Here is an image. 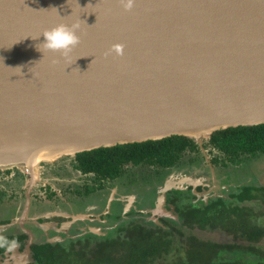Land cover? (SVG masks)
<instances>
[{"label": "water", "instance_id": "1", "mask_svg": "<svg viewBox=\"0 0 264 264\" xmlns=\"http://www.w3.org/2000/svg\"><path fill=\"white\" fill-rule=\"evenodd\" d=\"M77 22L67 57L42 48ZM258 125L264 0H0V169L29 176L22 219L40 160L173 136L204 153L213 133Z\"/></svg>", "mask_w": 264, "mask_h": 264}, {"label": "trees", "instance_id": "2", "mask_svg": "<svg viewBox=\"0 0 264 264\" xmlns=\"http://www.w3.org/2000/svg\"><path fill=\"white\" fill-rule=\"evenodd\" d=\"M203 147L231 162L264 156V125L215 132ZM187 153L200 154L198 144L173 136L100 148L76 154L75 159L81 172L113 180L122 177L128 165L166 171ZM181 200L175 197L173 202ZM182 204H174L176 221L121 224L114 236L35 245L29 264H264V186L237 187L228 201Z\"/></svg>", "mask_w": 264, "mask_h": 264}, {"label": "rangeland", "instance_id": "3", "mask_svg": "<svg viewBox=\"0 0 264 264\" xmlns=\"http://www.w3.org/2000/svg\"><path fill=\"white\" fill-rule=\"evenodd\" d=\"M199 147V146H198ZM200 150V147H199ZM205 152L202 153V156L195 154L187 153L183 156L180 160V165L178 168H175L173 171L166 175L165 177H158V172L148 165H142L138 167H133L131 169L127 168L124 171L123 176L115 185L117 188L122 189V194L127 195L129 198L134 200V207L133 210L130 212L131 214L128 216L121 215L116 217H111L112 219H106L105 223H109L111 220L116 223L115 225L124 224V222L128 221L129 219H138L142 221V223L148 225L151 221L153 222V216H157L156 214L160 215L161 217H170L169 214H166V210L161 207L162 203H165V198L169 193L166 191H171L172 186L175 187H190V186H197L198 184L206 185V191L201 193V195H197L195 202L197 204H204L209 202L210 200H214L217 198H224L225 200L228 199V194L231 192H235V188L239 184L245 185H262L264 186V156L256 157V158H241L238 160V163L233 162H225V160H221L219 164H215L212 161V156L215 154L214 152L210 151L209 148L204 149ZM214 153V154H213ZM205 158H203L204 156ZM211 158V159H210ZM73 159L74 156L64 155L57 157L54 160H40L37 162L38 168V177L35 183V193L36 197L40 199V202L47 200L45 195L49 194L51 191L56 192L59 196L58 198H62L64 202H70L73 206L74 212H76V216L72 218L76 219H85L88 215H96L102 213V211L109 206V203L113 201V195H110L112 188L109 187L104 191H90L87 193L88 188L86 184H83L82 179L84 178L80 173L73 170ZM205 159L211 162L212 170L214 171L215 178L214 180L210 181L208 178L210 176L211 169L206 167L207 162ZM222 159V158H221ZM195 163L194 166L190 165L189 163ZM218 162V160H216ZM253 166H256L253 168ZM242 170L237 171L238 169L242 168ZM11 173L10 176L1 177V174ZM16 174V177H14ZM243 174V175H242ZM25 178V187L28 181V174L26 173L25 169L18 168V167H11L7 169H0V190L6 192L11 191L13 189V185L15 184L14 181L11 179L20 177ZM185 177L187 181L179 180L176 184H170V187L166 185V180L172 179L175 180L176 178ZM225 177L224 180L221 178ZM202 179H206L207 182L204 183ZM217 180V181H216ZM226 180L231 182L234 187L227 191H224L222 186ZM216 181V182H215ZM214 182V183H213ZM5 184H10L12 186L6 187ZM212 184H214L212 186ZM3 185V188L1 187ZM229 185V184H228ZM240 185V186H241ZM51 186V189L48 188ZM25 187H22L19 191L15 188L19 194V213L22 211L23 205V190ZM9 188V189H8ZM220 188L221 191L218 193L212 192L211 189ZM44 189L46 191H44ZM51 190V191H50ZM46 192V193H45ZM112 192H115V188ZM10 192H8L9 194ZM7 195V193H5ZM53 194V193H52ZM194 192H190L188 196L190 199H193ZM221 195V197H219ZM4 200L9 201L8 198H4ZM11 201L13 199H10ZM74 200V201H72ZM38 201V200H37ZM35 201V205L39 206V203ZM228 201V200H227ZM108 203V205H107ZM115 207L117 208V212L120 214L121 209L119 208L118 204L115 203ZM42 205V204H41ZM43 211H46L44 215L48 216L47 219L44 220V224L40 225L42 228H47L48 226L45 223L46 221L51 220L52 216L58 214L59 212L64 211L65 203L57 205L58 209L55 206L51 205L48 206L47 204L42 205ZM121 207V206H120ZM90 208V209H89ZM93 209V210H92ZM165 210V211H164ZM170 212V211H169ZM151 215V217L148 216ZM67 215H70L67 213ZM97 216V215H96ZM94 222V221H93ZM97 227L96 225H94ZM100 226H103V223H100ZM106 226V224H105ZM104 227V226H103ZM54 229V228H53ZM92 229V228H91ZM90 229V231H91ZM99 228H93L92 231H98ZM216 240L222 239L220 236H213ZM48 242H56L58 240L48 238L46 239ZM23 255V254H22ZM19 257V256H18ZM20 260V258H19ZM20 263V262H19ZM15 263V264H19Z\"/></svg>", "mask_w": 264, "mask_h": 264}, {"label": "flooded vegetation", "instance_id": "4", "mask_svg": "<svg viewBox=\"0 0 264 264\" xmlns=\"http://www.w3.org/2000/svg\"><path fill=\"white\" fill-rule=\"evenodd\" d=\"M212 152L214 151L212 150ZM197 155L202 156V153L195 154L196 157H198ZM75 156L73 159L72 168L73 170L80 173L84 177L82 179L83 184H86L87 186H89V187H86L88 188L86 189L87 193H89L90 191H96V192L104 191L107 188L109 189V187L113 185L112 188L110 189L111 191L110 195H113V201L109 203V206L107 208L105 207L102 213L96 214L97 216L88 215L87 217L84 216L85 218L84 220L83 218L74 220L72 217L76 216V212H74L73 206L70 202H64L61 197L58 198L59 195L56 192L51 191V190H50L51 192L48 195L47 194L45 195L47 200L40 202V199L36 197V193H35L36 186L34 184V186L31 188L29 192V208H28L27 216L26 218L22 219V215L25 209V204H26V195H27V188L25 187L26 180L22 176L20 178H17L19 180H17V183H16V178L14 179L12 178L11 181L15 182L13 186L17 188L19 191H21L20 189L22 187H25V189L23 190V195H22L23 205H22V211L20 212V214H18L19 213L18 209H19V204H20V201L18 199L19 194L12 185L5 184L6 187L12 186L13 189L11 191H6V192L0 190V237H3L8 242L3 247H0V264H15V258H18V256L24 254L25 248L29 242L31 243L30 244V249H31L33 246L38 245V244L62 242V241H65L71 238H78L80 236H89L90 238L91 236H94V238H98V237L102 238V237H107L108 235H111V234L114 236L115 233L117 232L116 229L120 227V224L115 225L116 223H114L113 220H111L107 224L104 222L105 218L112 219L111 217H116L117 215L118 216H121V215L128 216L131 214L130 212L133 210V207H134L133 205L134 200L129 198L127 195H123L122 189L117 188V186L115 185V182L121 179V177L115 178L113 180H109V179H103L100 176H96L94 173H83L78 169V164L76 163ZM203 158H205V156ZM216 160H218V162H216ZM221 160H225V162L233 163L229 161L228 159H226V157L221 154L215 153L212 156V161L215 164H219ZM205 162H207L206 167L209 166V168L211 169V171L209 172L210 176L208 178L210 179V181H212L216 178L213 173L214 171L212 170V167L210 165L211 162L208 161L207 159H205ZM236 163H238V161ZM189 164L192 166L195 165V163L193 162ZM179 165L180 163L177 166L171 169H168L166 171L161 170V169L158 170L157 168H153V167L152 168L158 172V177H165L172 171L174 172L175 168H178ZM133 167H136V166H130V165L125 166L124 171L127 170V168L131 169ZM254 167L256 166H253V168ZM242 169L243 167L238 169L237 171H240ZM164 172H166V174L163 175ZM174 173L177 174V172H174ZM10 175L11 173H7L6 175L1 174V177H7ZM14 175H15L14 177H16V174ZM172 178L169 179L168 177V179L166 180V185H168L169 187H170V184H176V182L181 179L184 181H187V178L181 177V176L180 178H176L175 180H173ZM221 179L224 180L225 177H222ZM202 181L204 183L207 182L206 179H202ZM225 182L227 183H224V185L222 186L223 190L225 189L224 191L229 190L230 187L231 188L234 187V185L233 184L231 185V182L229 183L228 180H226ZM213 185L214 184H212V186ZM240 185L241 184H239L237 187H240ZM1 187L3 188V185ZM206 187L207 186L204 184L202 185L198 184L195 187L190 186V187H185V188L184 187L178 188V187L172 186L173 189H171V191H166V193H169V195L166 196L165 203H162L161 205V207L164 206L163 208L166 210V211L164 210L166 214H169V216L170 215L171 216L166 218V217H161L160 215L156 214L157 216H153V221L155 219L159 222H169L170 219L174 220L173 215L176 214L178 216V212L176 211V206L174 204H177V205L179 204L183 206L182 200L183 202H186L192 205L193 204L198 205L195 202L196 197L197 195H201V193L205 192ZM48 188L51 189V186H48ZM114 188H115V192H112ZM44 191L46 190L44 189ZM191 191L194 192L193 199H190L188 197ZM211 191L218 193V191H221V189L212 188ZM8 192L10 193L8 194ZM5 193H7V195ZM232 193L230 192L228 194V197H227L228 199L226 200H229ZM5 196L6 198L9 199V201L4 200ZM175 197L182 198V200L174 203L173 200ZM219 197H221V195ZM10 199H13V200L11 201ZM221 199L225 200L222 197ZM35 201L39 203V206L35 205ZM62 203H65L64 211L59 212L58 214L52 216L51 220L46 221L45 223H47L46 224L48 226L47 228L40 227L41 224L42 225L44 224V220L47 219L46 217H48L44 215L46 211L42 210L43 209L42 205L44 204H47L48 206L53 205L56 208L57 205L59 206V204H62ZM115 203L118 204L119 208H122L120 214L117 212L118 207H115L116 205ZM58 208L59 207H57L56 209ZM67 213H69L70 215H67ZM148 216L151 217L150 214H148ZM174 221H176V219ZM100 223H103L104 227L100 226ZM130 223L132 224L142 223V221H139L135 217V219H129L128 221L124 222L123 226L126 227ZM149 224L151 223L149 222L148 225ZM94 225H96L97 227H95ZM91 228L92 229L99 228V230L95 232V231H92ZM48 238L55 239L58 241L48 242L46 240ZM12 241L16 242V247L12 251H9L8 248L10 244L12 243ZM31 256H32V253H31Z\"/></svg>", "mask_w": 264, "mask_h": 264}, {"label": "clouds", "instance_id": "5", "mask_svg": "<svg viewBox=\"0 0 264 264\" xmlns=\"http://www.w3.org/2000/svg\"><path fill=\"white\" fill-rule=\"evenodd\" d=\"M125 10H130L133 7V0H121ZM80 28V24L73 23L71 25L60 24L56 27L46 30L42 35L45 38L42 45L43 49L51 52H58L62 56L67 57L71 51L80 43V37L77 35V31ZM40 50V49H39ZM41 51V50H40ZM111 51L117 55H123L122 45H113ZM8 242L0 237V247H3ZM16 247V242L12 241L8 250L12 251Z\"/></svg>", "mask_w": 264, "mask_h": 264}, {"label": "bare ground", "instance_id": "6", "mask_svg": "<svg viewBox=\"0 0 264 264\" xmlns=\"http://www.w3.org/2000/svg\"><path fill=\"white\" fill-rule=\"evenodd\" d=\"M34 172H36L35 168H34Z\"/></svg>", "mask_w": 264, "mask_h": 264}]
</instances>
